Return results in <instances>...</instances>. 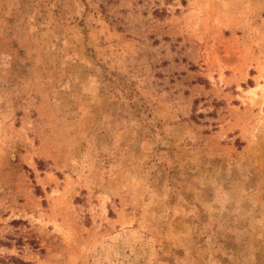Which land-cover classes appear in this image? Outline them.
Segmentation results:
<instances>
[{
    "label": "rangeland",
    "instance_id": "rangeland-1",
    "mask_svg": "<svg viewBox=\"0 0 264 264\" xmlns=\"http://www.w3.org/2000/svg\"><path fill=\"white\" fill-rule=\"evenodd\" d=\"M264 264V0H0V264Z\"/></svg>",
    "mask_w": 264,
    "mask_h": 264
},
{
    "label": "trees",
    "instance_id": "trees-1",
    "mask_svg": "<svg viewBox=\"0 0 264 264\" xmlns=\"http://www.w3.org/2000/svg\"><path fill=\"white\" fill-rule=\"evenodd\" d=\"M5 264H28L27 262L21 260V259H17V258H11L9 263H5Z\"/></svg>",
    "mask_w": 264,
    "mask_h": 264
}]
</instances>
